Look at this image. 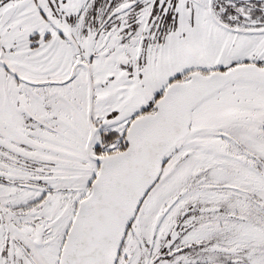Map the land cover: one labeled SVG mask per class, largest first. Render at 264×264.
Segmentation results:
<instances>
[{"label":"snow or ice","instance_id":"6c2138e0","mask_svg":"<svg viewBox=\"0 0 264 264\" xmlns=\"http://www.w3.org/2000/svg\"><path fill=\"white\" fill-rule=\"evenodd\" d=\"M0 264H264V0H0Z\"/></svg>","mask_w":264,"mask_h":264}]
</instances>
